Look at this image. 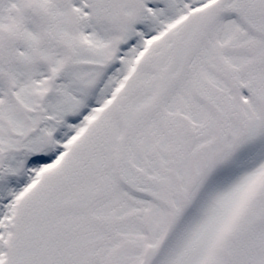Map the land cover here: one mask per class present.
<instances>
[{
  "label": "flooded vegetation",
  "instance_id": "1",
  "mask_svg": "<svg viewBox=\"0 0 264 264\" xmlns=\"http://www.w3.org/2000/svg\"><path fill=\"white\" fill-rule=\"evenodd\" d=\"M64 1L68 4L66 9L60 8L59 0L0 1V47L6 34L16 38L11 59L0 52L2 167H19L29 154L40 155L47 150L52 126L60 125L62 131L73 130L74 114L84 105L86 90L93 82L89 78L90 69L86 67L87 60L96 51L89 44L95 39L91 30L101 34L107 32V36L112 38H125L129 34L128 28L140 14L136 0ZM33 7L49 11L45 24L31 14ZM85 7L93 8L97 14L86 17ZM119 14L132 17L129 26L121 22L117 26L113 24ZM105 23H111L112 32L107 31L109 28ZM48 74L52 76L50 80L47 79ZM112 82L110 80L95 94L96 102L106 98ZM136 115L129 107L122 112V118H134ZM216 122L215 117L214 124ZM116 123L110 115H103V126L85 140V166L95 170L96 161L105 162L113 158L115 182L118 179L120 185L128 187L131 193L140 195L142 199L159 202L164 209L161 219L166 216V220L171 221L170 225L178 223L185 215L187 199L197 197L201 192L200 181L206 177L202 173L207 171L203 157L206 153L210 161L216 157L212 150L216 140L197 143L192 140L194 134L188 126L180 131L168 129L160 138L152 139L155 135L149 134L151 142L140 143L133 148L130 161L133 165L129 174L119 167L127 156L126 142L139 128L130 127L131 124L121 128ZM127 131L128 137H125ZM87 182L85 174V184ZM60 183V187L53 191L54 197L70 188L67 179H61ZM145 208L135 207L143 215V222ZM27 226L31 225L20 223L16 232L32 236L33 228Z\"/></svg>",
  "mask_w": 264,
  "mask_h": 264
},
{
  "label": "rangeland",
  "instance_id": "2",
  "mask_svg": "<svg viewBox=\"0 0 264 264\" xmlns=\"http://www.w3.org/2000/svg\"><path fill=\"white\" fill-rule=\"evenodd\" d=\"M203 1L204 0L200 1V4ZM181 2H183V0H179V4ZM262 8H264V6ZM225 10L236 14V18L223 20L222 16L218 13H197V18H193L192 20L183 23L171 32L168 40L165 42L161 41L151 55H149L146 62V64L151 63L157 57L162 58L163 56H166L164 59L170 58L166 61L168 62L167 70L169 72L167 71V74L164 75L163 79H180V83H174L172 87L174 89L179 87H176L177 84L185 85L181 88L185 89V92L173 93L175 96V98H173V102L163 103V107L166 105L167 127L175 125L176 122L180 120V116H183L181 108H179L180 99L178 98V95H185L187 94V91L192 93L191 91H193V87L191 83L193 84V81H200L198 84L208 85L206 88L212 92L215 99H217L216 94L218 99L221 101H223V99H227L226 97L221 99L222 95L218 93L224 94L226 92H230L233 94L232 100L229 99L232 104L231 110L235 119H240L237 124L243 127L246 134V141L243 144L240 143L239 145H236L234 148V151L236 149L239 150L238 155H240L236 156L235 152H231L233 156V170L235 172V181L231 185H233L235 192L237 191L234 198H228L232 191L230 184L219 185L218 189L220 190V195L222 192L223 194L220 198H214L208 201V205L202 210L198 220L195 222L194 228L188 230L186 237L183 236L182 239L174 243L170 240L158 242L156 245L163 248L167 253L166 262L164 264H183L185 242L187 240L193 242L202 240L204 243L207 234H212L216 230L214 229L215 225H219L218 227L223 229L222 231H216L217 237L215 241L217 244H215L210 250L212 239L215 235L214 233L211 235L208 245L204 244L206 246L205 251L202 252L200 255L201 257L196 260L198 262L197 264H264V201H258L256 198V196L264 192V72L261 76L258 74L256 78L253 77L252 73L254 69L256 71L261 63H264V38H259L257 31L259 30L260 25L264 28V11L263 9L261 10L257 3L253 5L248 2L240 4L238 0H233L228 7H225ZM161 11H163V13L159 14ZM171 13L172 12L168 7V3L164 1L157 8V12L153 14L151 20L140 24V26L135 30V33H138L139 35L144 33L147 29L151 28H148L149 24L151 26L156 23L159 24V22H162L161 19L168 16L164 19V24L159 29L161 30L164 25L171 23L177 16L181 15L183 13V9L175 14ZM246 21L248 23H246ZM159 30H157V32ZM191 31L194 33L189 38L188 35ZM247 31H250L249 34ZM240 33H245L248 38L251 36L252 40L254 39L256 42L262 44L261 47H256L253 52L248 51L245 57H240V55V60L236 59L234 56L232 58H228L224 52H221V54L210 52L212 48L215 49L217 46L218 49H222L223 45L231 48L230 46H232V41L242 40L246 42L248 38H242L241 36L237 37ZM260 35H262V33H260ZM115 42L116 40L109 43L103 57H99L93 61L95 73H100L107 60L112 57L116 46ZM218 61L224 65H221ZM209 66L213 67L212 71ZM230 68L239 69L238 71L241 75L239 82L234 86L228 83L230 81L223 83L221 78L217 76V73L227 76L228 71L226 69ZM227 79H229V76ZM155 81L156 78L153 83ZM220 88H223L222 92H218ZM247 88H250L251 91H245ZM194 89L199 90V85H196ZM247 92L251 95L246 96ZM240 94H244V96L241 97L239 96ZM232 130L234 135L237 134V126L234 123ZM83 149L84 145L80 144L74 156V167L68 168L69 170L64 173L80 176L84 175L85 169L81 166V163L84 160ZM224 157L225 155L219 157L218 160L220 161ZM241 168H244L243 174H241V172L237 176L236 171L241 170ZM12 174L17 173L11 167L0 170V178H4L6 175H9V178H13ZM52 177L53 175H51L49 181L46 183L45 190L50 189L52 186ZM27 182L28 180L23 181L25 184ZM17 187V185L11 187L9 189L10 195L7 193L5 196V204L8 205V213L6 217L3 218V223H5V225L9 224V220L7 219H10L13 213V211L10 212V207L12 206V200L15 194L20 190V188ZM214 191L215 189H213V192ZM82 197L79 198L81 199ZM38 200L39 194L33 195L31 203H37ZM52 201L55 203V200ZM42 205H45V202L42 203ZM214 205L217 206V209L223 212L224 215L218 214V220L216 218L210 224V220L207 219L213 218L217 215ZM248 205H253V208H255L253 209L254 216L259 214V219L255 220L256 224H259V227L254 226V228L250 230V233L255 234V236L259 237L260 240L253 242L252 240L247 239L239 245V248L236 251L231 252V256L227 262L222 261L221 258L214 261L213 257L216 245L218 247V245L224 241L225 234L231 226H235L241 221L243 213ZM53 206L54 204L52 207ZM129 208H132L131 204L129 205ZM19 211L20 213L24 211L22 206ZM27 214L28 212L25 213L20 223L26 221ZM46 218L48 219V223L54 222L51 215ZM258 228L260 231L256 230ZM118 232L119 231L115 230L114 235H118ZM126 232L128 235L131 234V232ZM24 242H20V237L18 236V247ZM108 253L109 252L107 251L104 257H102L103 260L100 264H105L104 261L107 259V256H109ZM127 253L129 254V252ZM34 259L35 256H33L32 261H34ZM133 259L134 258L132 256L130 257V255H123L117 260L116 257L109 258V260H113L111 264H115L116 261L121 264H133ZM28 261L29 258L23 257L20 264H26ZM159 264L162 263L159 262Z\"/></svg>",
  "mask_w": 264,
  "mask_h": 264
},
{
  "label": "bare ground",
  "instance_id": "3",
  "mask_svg": "<svg viewBox=\"0 0 264 264\" xmlns=\"http://www.w3.org/2000/svg\"><path fill=\"white\" fill-rule=\"evenodd\" d=\"M167 35H165L164 38H166ZM253 47H255L254 41L251 44V48H253ZM239 49H243V51H237L238 54H244L245 52H247L246 46H243L242 48H239ZM151 50H152V48L149 51H151ZM218 50L221 52V50L219 48V49H216V53H218ZM217 76L219 78L223 79L224 82H226L225 78H227L228 76H232L234 79H238L239 73H238V70L231 69V70H228L227 76H220L218 74H217ZM150 126H156L155 122H152L150 124ZM216 194L213 195V199L214 198H220V196L223 194V192L220 195V190L218 189ZM108 204H109L108 201H103L98 206H100V205L107 206ZM83 208H85V201H81L80 203L75 204L73 206V209H71L69 211H63L61 213V216L63 219H66L68 217H79L85 213V211L82 210ZM78 223H81V221H79ZM103 233H104V231L100 230V229L88 228L87 230H85V227H82L80 225H76L70 229L72 242L69 245V249L72 250L74 253H77L79 255L80 260H84L86 255L95 256L97 253L101 252L102 249L105 247V244H103V242L100 240V237ZM95 260H97V258L92 257L91 261H95Z\"/></svg>",
  "mask_w": 264,
  "mask_h": 264
},
{
  "label": "water",
  "instance_id": "4",
  "mask_svg": "<svg viewBox=\"0 0 264 264\" xmlns=\"http://www.w3.org/2000/svg\"><path fill=\"white\" fill-rule=\"evenodd\" d=\"M150 260H151V257L150 256L147 259L144 258V260L142 261L141 264H149L150 263Z\"/></svg>",
  "mask_w": 264,
  "mask_h": 264
}]
</instances>
